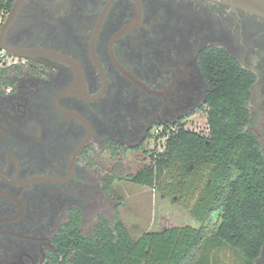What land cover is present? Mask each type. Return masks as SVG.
<instances>
[{
    "label": "flooded vegetation",
    "instance_id": "obj_1",
    "mask_svg": "<svg viewBox=\"0 0 264 264\" xmlns=\"http://www.w3.org/2000/svg\"><path fill=\"white\" fill-rule=\"evenodd\" d=\"M3 44L37 55L0 71V264H52L73 211L83 229L96 197L111 199L126 176L97 167V148L142 149L207 111V50L255 74L248 128L264 151L260 14L217 0H24Z\"/></svg>",
    "mask_w": 264,
    "mask_h": 264
},
{
    "label": "trees",
    "instance_id": "obj_2",
    "mask_svg": "<svg viewBox=\"0 0 264 264\" xmlns=\"http://www.w3.org/2000/svg\"><path fill=\"white\" fill-rule=\"evenodd\" d=\"M12 0H0L8 12ZM201 64L210 82L209 133L183 125L166 137L154 163L128 178L139 185L181 193L199 227L146 231L134 238L119 215H100L93 233L82 213L56 236L52 264H252L264 245V151L248 128V102L255 74L226 51L210 49ZM172 180V189L163 185ZM114 181H108V186ZM186 198V199H187Z\"/></svg>",
    "mask_w": 264,
    "mask_h": 264
},
{
    "label": "rangeland",
    "instance_id": "obj_3",
    "mask_svg": "<svg viewBox=\"0 0 264 264\" xmlns=\"http://www.w3.org/2000/svg\"><path fill=\"white\" fill-rule=\"evenodd\" d=\"M184 125L187 129L209 133L205 110L192 116ZM165 141V136L153 134L142 149H125L115 155L111 151L97 148L94 161L100 169L121 171L129 177L154 163L152 155L162 151ZM126 177L109 189L110 200L105 202L100 195L96 197L97 208L91 207L86 214L87 222L83 226L85 234H88L95 213L100 209L111 219L119 215L134 238L146 231H160L184 225L200 226V222L184 206V202L188 200L186 196L183 198L181 193L167 194L159 189V186L139 185ZM171 183L173 181L170 179L163 185L172 189ZM225 261L224 264H229L228 259Z\"/></svg>",
    "mask_w": 264,
    "mask_h": 264
},
{
    "label": "water",
    "instance_id": "obj_4",
    "mask_svg": "<svg viewBox=\"0 0 264 264\" xmlns=\"http://www.w3.org/2000/svg\"><path fill=\"white\" fill-rule=\"evenodd\" d=\"M23 1L24 0H15L14 5L12 6L11 11L7 17V20L0 29V49L5 50L8 54L14 56H21V57L36 56L37 53L35 52L12 50L11 48L3 44V36L5 34V31L11 25ZM217 1H221L229 5L239 7L264 16V0H217Z\"/></svg>",
    "mask_w": 264,
    "mask_h": 264
},
{
    "label": "built area",
    "instance_id": "obj_5",
    "mask_svg": "<svg viewBox=\"0 0 264 264\" xmlns=\"http://www.w3.org/2000/svg\"><path fill=\"white\" fill-rule=\"evenodd\" d=\"M28 62V57L14 56L0 49V71L15 66L22 67Z\"/></svg>",
    "mask_w": 264,
    "mask_h": 264
}]
</instances>
